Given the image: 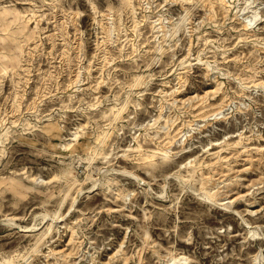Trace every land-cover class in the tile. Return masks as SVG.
<instances>
[{
    "label": "rangeland",
    "instance_id": "obj_1",
    "mask_svg": "<svg viewBox=\"0 0 264 264\" xmlns=\"http://www.w3.org/2000/svg\"><path fill=\"white\" fill-rule=\"evenodd\" d=\"M218 4L0 0V264H264V0Z\"/></svg>",
    "mask_w": 264,
    "mask_h": 264
},
{
    "label": "bare ground",
    "instance_id": "obj_2",
    "mask_svg": "<svg viewBox=\"0 0 264 264\" xmlns=\"http://www.w3.org/2000/svg\"><path fill=\"white\" fill-rule=\"evenodd\" d=\"M218 2H219V4H218V6L219 5H221L222 7H224V8H226L227 10H228V5H227V0H218ZM9 11H11L9 8H4L3 10H2V15H5L6 13H8ZM13 13V14H12ZM11 13V16L12 17H14V18H18L19 17V13H17V12H12ZM212 14V13H211ZM250 21L251 20H249V22H247L246 23V26L247 27H249L250 26ZM252 22V21H251ZM170 28V27H169ZM176 28V27H175ZM174 28V29H175ZM173 29V30H174ZM167 32V31H166ZM168 34H169V32H168ZM169 38V37H168ZM201 109V108H200ZM205 112V111H204ZM203 114V113H202ZM167 124V123H166ZM76 134H77V132H76ZM170 134V133H169ZM164 135V134H163ZM162 135V136H163ZM174 135V134H173ZM75 136H77V135H75ZM74 139H76V138H74ZM168 141H170V140H168ZM167 141V142H168ZM147 142V141H146ZM149 142V141H148ZM73 145H74V141L73 142H69V143H67V144H65V148L66 147H68V148H72L73 147ZM64 146V145H63ZM139 146H141V145H139ZM235 146V145H234ZM142 148V147H141ZM243 148V147H242ZM234 149V148H233ZM236 149V148H235ZM136 150V149H135ZM156 154V152H155V150H153V151H151V152H149L147 155H146V158H147V160H149V161H151V163L152 164H154V162H152V160L154 159L153 157H154V155ZM215 157V156H214ZM73 174V173H72ZM137 178V177H136ZM140 179H142V178H139L138 177V180H140ZM141 181V180H140ZM77 182H79V179L77 178V177H74V179H73V181H72V184H76ZM77 189V188H76ZM51 228V227H50ZM49 230V229H48ZM46 234V233H45ZM67 259V258H66ZM4 262H5V264H17L16 262H12V259L11 258H6V259H4ZM48 264H50V262L48 263ZM54 264V263H53Z\"/></svg>",
    "mask_w": 264,
    "mask_h": 264
}]
</instances>
